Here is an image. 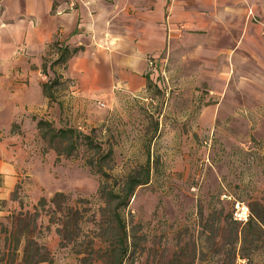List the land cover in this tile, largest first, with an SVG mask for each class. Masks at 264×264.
Here are the masks:
<instances>
[{
  "label": "rangeland",
  "instance_id": "obj_1",
  "mask_svg": "<svg viewBox=\"0 0 264 264\" xmlns=\"http://www.w3.org/2000/svg\"><path fill=\"white\" fill-rule=\"evenodd\" d=\"M183 55L177 44L160 51L156 72L136 93L79 91L62 64L49 68L51 45L37 80L8 82L0 65V264H21L22 244L13 251L9 234L14 219L44 252L36 264H114L112 203L97 188L115 189L147 154L148 182L119 210L128 236L122 264L247 263L231 259L225 228L230 219L243 224L236 212L264 222V82L237 87L242 81L231 79L220 87L209 72L194 80V64L180 65ZM43 82H52L50 99ZM39 118L92 135L109 153L101 161L108 176L87 162L100 150L56 153L39 135ZM56 192L65 196L59 206ZM221 221L219 247L213 231ZM250 256V264H264V231Z\"/></svg>",
  "mask_w": 264,
  "mask_h": 264
},
{
  "label": "crops",
  "instance_id": "obj_2",
  "mask_svg": "<svg viewBox=\"0 0 264 264\" xmlns=\"http://www.w3.org/2000/svg\"><path fill=\"white\" fill-rule=\"evenodd\" d=\"M172 44L184 53L180 65L194 64V80L213 74L220 87L231 79L242 81L237 87L264 82V0H0V65L8 82L39 79L46 47L57 57L66 45L78 47L62 67L79 91L136 93Z\"/></svg>",
  "mask_w": 264,
  "mask_h": 264
},
{
  "label": "trees",
  "instance_id": "obj_3",
  "mask_svg": "<svg viewBox=\"0 0 264 264\" xmlns=\"http://www.w3.org/2000/svg\"><path fill=\"white\" fill-rule=\"evenodd\" d=\"M78 50V47H68L62 45L57 47V57L56 59L49 64V66L54 64H64L66 59L74 54ZM44 69V65H43ZM55 80V79H53ZM54 82V81H53ZM52 83V82H51ZM43 82L41 84L42 92L45 97L51 98L52 93L50 92V84ZM36 128L39 132L40 137L46 141V144L51 147L56 153L69 155L74 152L78 146L83 145L87 149L100 150V145L90 134H85L79 131L74 127H53L51 123L44 119H37L35 122ZM97 161H87L89 165L94 164L96 170L101 174L102 177L108 176L101 168V161L109 158L108 151H97ZM150 171V159L148 154L146 155L144 164H142L135 171L127 174L123 181L115 188L108 189L103 185V182L98 186L97 193L103 198L107 203H112V218L115 223L114 228L118 231L116 234V240L114 245L115 259L114 264H122L123 259L127 255L128 243H127V234L124 224V219L121 217L119 210L125 207L128 203L129 197L131 196L135 187L145 184L149 179ZM65 196L61 193H54L52 202L58 205L60 199L62 200ZM20 219H14L13 226L11 227L9 234L12 241V250H17V247L21 245V264H36L40 261L45 260L44 252L41 248H38L30 235L24 231L23 228L19 227L18 221ZM218 228L214 229V234H217L218 246L222 247V240L224 239L223 234L220 231L223 228L222 221L217 226ZM23 229V231H22ZM264 222L259 217V215H250L243 222L242 225H239L235 220H229L227 228H225L226 242L228 248V254L231 259L235 255L240 256L242 259L246 260V264H250L251 256L250 252L258 248V242L260 235L263 233ZM59 232L62 235V229H59ZM222 264V263H221ZM228 264H233V261H230Z\"/></svg>",
  "mask_w": 264,
  "mask_h": 264
},
{
  "label": "built area",
  "instance_id": "obj_4",
  "mask_svg": "<svg viewBox=\"0 0 264 264\" xmlns=\"http://www.w3.org/2000/svg\"><path fill=\"white\" fill-rule=\"evenodd\" d=\"M149 65H152V63L151 62H149ZM235 215H234V218L235 219H237V220H240V221H245L246 220V218L244 217V215L242 216L241 215V213H234Z\"/></svg>",
  "mask_w": 264,
  "mask_h": 264
}]
</instances>
